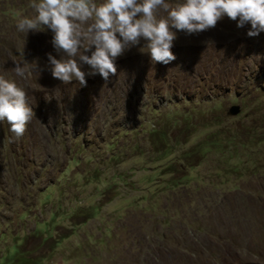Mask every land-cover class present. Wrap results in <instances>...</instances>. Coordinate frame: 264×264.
Returning <instances> with one entry per match:
<instances>
[{"label":"rangeland","instance_id":"374dc122","mask_svg":"<svg viewBox=\"0 0 264 264\" xmlns=\"http://www.w3.org/2000/svg\"><path fill=\"white\" fill-rule=\"evenodd\" d=\"M33 2L0 0V76L35 112L0 121V264H264V32L224 17L82 87L52 78L51 30H17Z\"/></svg>","mask_w":264,"mask_h":264},{"label":"clouds","instance_id":"9594fccd","mask_svg":"<svg viewBox=\"0 0 264 264\" xmlns=\"http://www.w3.org/2000/svg\"><path fill=\"white\" fill-rule=\"evenodd\" d=\"M31 7L36 15L20 18L17 30H51V44L60 56L47 55L52 78L62 84L75 80L82 87L87 86L88 77L108 82L116 76L118 58L142 42L141 53L146 51L155 64L168 65L176 60L171 49L178 32L198 35L215 29L224 17L237 22L238 28L250 25L249 37L264 32V0H104L100 4L95 0H34ZM159 11L166 15L158 16ZM14 64L12 70L22 78L43 70L25 59ZM85 65L88 71L83 70ZM34 115L26 91L0 76V121L6 120L20 138Z\"/></svg>","mask_w":264,"mask_h":264},{"label":"water","instance_id":"95a60500","mask_svg":"<svg viewBox=\"0 0 264 264\" xmlns=\"http://www.w3.org/2000/svg\"><path fill=\"white\" fill-rule=\"evenodd\" d=\"M239 106L237 105H232L229 109H228V112H227V115L228 116H236L237 114H239Z\"/></svg>","mask_w":264,"mask_h":264},{"label":"trees","instance_id":"16d2710c","mask_svg":"<svg viewBox=\"0 0 264 264\" xmlns=\"http://www.w3.org/2000/svg\"><path fill=\"white\" fill-rule=\"evenodd\" d=\"M164 137H165V135L161 134V139H164ZM14 262H15V264H17L16 261H14Z\"/></svg>","mask_w":264,"mask_h":264}]
</instances>
